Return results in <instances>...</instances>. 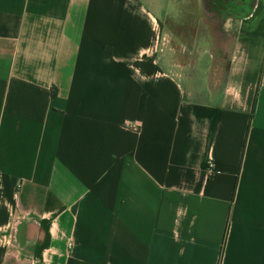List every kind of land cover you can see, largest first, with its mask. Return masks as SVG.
Returning <instances> with one entry per match:
<instances>
[{"label": "crops", "instance_id": "0c3cea01", "mask_svg": "<svg viewBox=\"0 0 264 264\" xmlns=\"http://www.w3.org/2000/svg\"><path fill=\"white\" fill-rule=\"evenodd\" d=\"M228 4L0 0V264H264V0Z\"/></svg>", "mask_w": 264, "mask_h": 264}, {"label": "trees", "instance_id": "16d2710c", "mask_svg": "<svg viewBox=\"0 0 264 264\" xmlns=\"http://www.w3.org/2000/svg\"><path fill=\"white\" fill-rule=\"evenodd\" d=\"M229 2L228 6L230 7L233 3V5H236V7H239L240 9L248 10L249 6L252 4V0H220V5L223 3L227 4Z\"/></svg>", "mask_w": 264, "mask_h": 264}, {"label": "built area", "instance_id": "2783aa9c", "mask_svg": "<svg viewBox=\"0 0 264 264\" xmlns=\"http://www.w3.org/2000/svg\"><path fill=\"white\" fill-rule=\"evenodd\" d=\"M138 127H139V124H137L136 122L129 125V128L134 131L138 130Z\"/></svg>", "mask_w": 264, "mask_h": 264}]
</instances>
